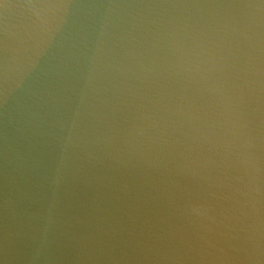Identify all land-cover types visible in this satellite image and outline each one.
Segmentation results:
<instances>
[{"label": "clouds", "instance_id": "9594fccd", "mask_svg": "<svg viewBox=\"0 0 264 264\" xmlns=\"http://www.w3.org/2000/svg\"><path fill=\"white\" fill-rule=\"evenodd\" d=\"M0 264H264V0H0Z\"/></svg>", "mask_w": 264, "mask_h": 264}]
</instances>
